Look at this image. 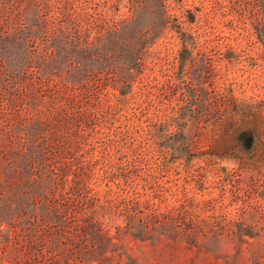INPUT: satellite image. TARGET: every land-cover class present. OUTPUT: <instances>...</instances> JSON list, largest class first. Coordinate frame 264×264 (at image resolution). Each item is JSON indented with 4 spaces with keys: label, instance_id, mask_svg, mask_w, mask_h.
Instances as JSON below:
<instances>
[{
    "label": "rangeland",
    "instance_id": "obj_1",
    "mask_svg": "<svg viewBox=\"0 0 264 264\" xmlns=\"http://www.w3.org/2000/svg\"><path fill=\"white\" fill-rule=\"evenodd\" d=\"M29 1L46 19L66 14L88 41L132 17L129 26L149 29L128 88L87 81L78 125L48 113L46 134L62 138L90 194L109 201L110 234L127 214L181 233L118 236L120 264H264V0H167L160 31L152 5L133 16L129 0ZM127 197L140 212L118 203Z\"/></svg>",
    "mask_w": 264,
    "mask_h": 264
},
{
    "label": "trees",
    "instance_id": "obj_2",
    "mask_svg": "<svg viewBox=\"0 0 264 264\" xmlns=\"http://www.w3.org/2000/svg\"><path fill=\"white\" fill-rule=\"evenodd\" d=\"M166 1L129 3L133 16L154 6L160 31L169 21ZM58 13L57 20L46 19L48 8L39 2L0 0V264H120L118 236L141 241L148 233L156 241L180 231L166 233L154 220L147 225L127 214L110 234L103 222L109 201L90 194L82 166L66 159L58 134L46 132L50 117L75 125L86 117L78 102L92 78L128 88L140 71L149 29L129 26L132 17L88 41ZM53 75L59 82L49 86ZM118 203L140 212L134 197Z\"/></svg>",
    "mask_w": 264,
    "mask_h": 264
},
{
    "label": "water",
    "instance_id": "obj_3",
    "mask_svg": "<svg viewBox=\"0 0 264 264\" xmlns=\"http://www.w3.org/2000/svg\"><path fill=\"white\" fill-rule=\"evenodd\" d=\"M245 137V145H249L251 137L250 135H246Z\"/></svg>",
    "mask_w": 264,
    "mask_h": 264
}]
</instances>
